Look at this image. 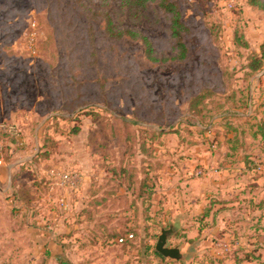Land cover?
I'll list each match as a JSON object with an SVG mask.
<instances>
[{
    "label": "rangeland",
    "instance_id": "rangeland-1",
    "mask_svg": "<svg viewBox=\"0 0 264 264\" xmlns=\"http://www.w3.org/2000/svg\"><path fill=\"white\" fill-rule=\"evenodd\" d=\"M174 1L189 57L162 63L106 29L108 13L115 31L168 57L154 4L134 20L116 0H0L1 166L16 161L0 180L3 264H24L42 237L62 251L53 264H264V71L247 69L264 12L251 0ZM177 215L168 247L184 261L155 254Z\"/></svg>",
    "mask_w": 264,
    "mask_h": 264
},
{
    "label": "trees",
    "instance_id": "trees-1",
    "mask_svg": "<svg viewBox=\"0 0 264 264\" xmlns=\"http://www.w3.org/2000/svg\"><path fill=\"white\" fill-rule=\"evenodd\" d=\"M74 1L77 7L81 8L82 6L81 0H74ZM116 1L119 3L120 7H122L123 9L127 11L129 17L134 20L141 18L143 15H145V13L149 11L150 6L154 4L157 7V9L163 14L166 24H167V32H168V38L170 42V55L161 60L154 58L153 56H154L155 50L152 46L151 41L148 38L144 37V35L139 34L137 31L131 30V29L115 31L116 26L114 25L111 17L107 13L106 15L108 19H106V26H107L106 29H107V34L110 39L121 40L123 38L128 37L132 40L144 41L146 45V57L148 60L152 62H158V61L162 63L164 62L165 63L184 62L185 60L188 59L189 49L186 43V37L187 35H189L190 29L186 25L185 20L183 19L181 8L176 1L174 0H116ZM251 5L259 8L260 10L264 12V0H251ZM95 14H99V13L96 12ZM87 55H89V53ZM87 55L84 57L85 59L83 60V64L87 62V57H88ZM92 55L93 57H95L94 54ZM86 65L88 64L86 63ZM247 69L251 74H257V73L264 71V43L260 47V53L253 52L252 55L250 56V63ZM65 98L71 99L72 95H67ZM81 98H83V95L82 93L79 92L77 97L73 101V102L76 101L77 104L74 106H70L71 110L73 109L72 112H74L79 106H81V104L78 103ZM201 99H202L201 94H196L191 99V102L193 101L197 105L199 104ZM67 101H66V105H67ZM248 107H249V104H248ZM262 127L264 128V123H262L261 128ZM77 131L78 130H76V132ZM161 134H163V132ZM42 156H43V153H42ZM11 159H12L11 156L6 154L4 158L5 162L10 163ZM112 171L114 172V174H117L119 176L125 175L127 173L125 169H114L113 168ZM127 171H130V169H127ZM127 174L129 178L131 179L130 181V184H131L133 182L132 181L133 177L129 173ZM147 182H148L147 177H145V179H142L139 183L140 189L138 187V191H137L138 192L137 196L139 199L142 200L141 202L143 204L151 200L152 198V196H150L152 193H149V197H145L146 193L141 191L142 189L144 190L148 187ZM129 235H132V234H129ZM129 235L125 233L124 235H121L122 237L120 239H123V242L121 243L119 242V243L123 244V246L129 245V243H132L134 239V235L130 239L128 238ZM155 254L159 255L158 253H156V251H155Z\"/></svg>",
    "mask_w": 264,
    "mask_h": 264
},
{
    "label": "crops",
    "instance_id": "crops-1",
    "mask_svg": "<svg viewBox=\"0 0 264 264\" xmlns=\"http://www.w3.org/2000/svg\"><path fill=\"white\" fill-rule=\"evenodd\" d=\"M2 163H3V157H2V154L0 152V180H3V178L5 177V170H4L5 166H8L9 167L10 172L16 168V167H14L16 165V161H14L12 163V159H11V162L10 163H7L9 165L1 166ZM182 218L183 217L181 215L180 216L177 215L176 219L174 221H170V223L175 224L177 227H179V230H180V228H181V222H182L181 219ZM49 238H51V237H47V238L46 237L37 238V240H38L37 243L40 246H38L37 249L28 251V253L24 255V260H25V263L24 264H39L38 262H39L40 259H45V261L47 259H49V261L51 262V264H53V261H54L53 260V257L55 255H57V254L62 253V251L57 246L56 242L54 240L49 239ZM9 254L10 255H7V261H10L11 260L10 258H12V261L11 262L16 261V259L18 258V254H14L12 252H10ZM35 261H37V262H35ZM0 264H3V255H2V251L1 250H0ZM13 264H16V263L14 262Z\"/></svg>",
    "mask_w": 264,
    "mask_h": 264
},
{
    "label": "water",
    "instance_id": "water-1",
    "mask_svg": "<svg viewBox=\"0 0 264 264\" xmlns=\"http://www.w3.org/2000/svg\"><path fill=\"white\" fill-rule=\"evenodd\" d=\"M179 227L171 223L168 229H162L155 245L156 252L166 260L184 261L185 255L179 247H168L169 240L176 235Z\"/></svg>",
    "mask_w": 264,
    "mask_h": 264
},
{
    "label": "built area",
    "instance_id": "built-area-1",
    "mask_svg": "<svg viewBox=\"0 0 264 264\" xmlns=\"http://www.w3.org/2000/svg\"><path fill=\"white\" fill-rule=\"evenodd\" d=\"M70 179H71V176L68 175V174H64V175H62L61 178H60V180H61V182H62L63 184H67V183H69ZM132 237H133V235H129V236H128L129 239L132 238ZM119 242H120V243L123 242V239H120Z\"/></svg>",
    "mask_w": 264,
    "mask_h": 264
}]
</instances>
